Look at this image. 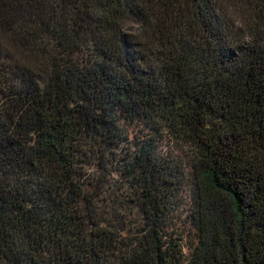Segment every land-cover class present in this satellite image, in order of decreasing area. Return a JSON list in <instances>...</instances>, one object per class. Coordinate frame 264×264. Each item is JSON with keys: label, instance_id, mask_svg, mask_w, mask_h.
<instances>
[{"label": "trees", "instance_id": "obj_1", "mask_svg": "<svg viewBox=\"0 0 264 264\" xmlns=\"http://www.w3.org/2000/svg\"><path fill=\"white\" fill-rule=\"evenodd\" d=\"M0 264H264V0H0Z\"/></svg>", "mask_w": 264, "mask_h": 264}, {"label": "rangeland", "instance_id": "obj_2", "mask_svg": "<svg viewBox=\"0 0 264 264\" xmlns=\"http://www.w3.org/2000/svg\"><path fill=\"white\" fill-rule=\"evenodd\" d=\"M237 19L239 20L238 22L240 23V17L239 15H235ZM126 27L129 31L133 33H139V26L136 22L134 21H129L126 23ZM163 150H165V153L172 154L173 158L186 168L189 167L190 164V156L192 153V150L190 147L185 146L184 144H180L176 141H171L169 138H167L163 142ZM120 158L125 157V153L123 154V151H120L118 153ZM123 162V161H122ZM124 163V162H123ZM122 164V163H120ZM117 167V164H115ZM87 172L90 174H96L98 175L99 171L96 166H88L87 167ZM188 175V169H186L185 172ZM111 182H112V188L108 193H106L105 197L99 202V207L101 212L104 214L105 219L108 221H116L122 217L125 222L129 224V229L135 230L136 228H141L143 225V219L138 211L137 208L133 207L132 205H123L120 206L118 203L114 204L111 199H119V200H124L125 199V204L129 203L127 200L128 193L131 195V191L129 192L125 191V188L123 186H126L127 184L124 183L122 178L118 175V172L113 169L112 174H111ZM129 186V184H128ZM186 202H183L182 207H180V210L173 215L172 221L174 223L173 228L174 230L178 228L182 229L183 225L185 224L186 221V215H187V206L189 204V200L186 197ZM188 201V202H187ZM126 233V232H124ZM123 233V234H124Z\"/></svg>", "mask_w": 264, "mask_h": 264}]
</instances>
